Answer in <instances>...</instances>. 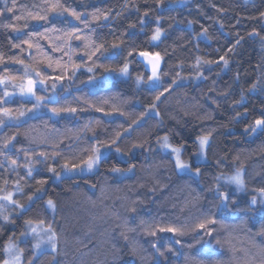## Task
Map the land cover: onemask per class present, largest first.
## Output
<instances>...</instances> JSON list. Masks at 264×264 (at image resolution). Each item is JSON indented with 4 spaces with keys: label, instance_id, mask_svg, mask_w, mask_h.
<instances>
[{
    "label": "trees",
    "instance_id": "16d2710c",
    "mask_svg": "<svg viewBox=\"0 0 264 264\" xmlns=\"http://www.w3.org/2000/svg\"><path fill=\"white\" fill-rule=\"evenodd\" d=\"M51 2L54 0H16L13 11L8 12L6 9L13 7L12 0H0V25L14 24L22 30L17 33L11 28L0 27V54L6 61L0 64V75L20 78L23 66L15 63L16 59H23L25 64L48 76L63 75L64 80L56 82V102L48 107L87 110L76 114L61 113L58 117L46 111L18 124H7L0 130V141L17 134L14 147L0 149V188L14 191L15 182L19 180L24 193H17L14 198L24 197L20 203H25L27 195L37 186V179L49 180L43 199L35 201L23 215L16 209L15 223L0 234V260L4 258L3 247L8 238L17 239L24 231V221L31 219L33 222L43 220L45 226L51 225L58 236L57 251H44L36 264H245L253 257V264H261L264 257L250 241L264 225L262 213L231 210L217 213V219L230 226L231 240L237 249L235 256L227 245L224 248L214 245L209 249L203 241L197 243L200 237L195 233L177 238L171 234H158L157 239L145 235L137 225L141 219L153 225H192L202 214L216 213L214 193L208 189L215 186V177L229 176L241 164L245 168L249 191L238 194L237 208L246 207L248 198L255 194L251 189L264 186V132L250 134L244 130L264 113V41L261 40L264 19L260 16L264 12V0H163V3L157 0H61L63 7L84 13L82 18L90 21L89 27L85 28L67 15L52 14L48 23L41 22L42 27L31 20L27 21L29 26L24 27L28 11L43 15ZM95 9L110 10V19L92 22L88 14ZM145 12L149 13L146 17ZM157 23L164 34L160 41L150 42ZM130 24L135 27L129 28ZM52 25L59 31L48 33L51 43L46 39L39 40L41 52L35 48L21 51L27 49L23 44L21 48L12 47L26 39L27 33L43 32ZM72 29H80V35L88 36L94 45L86 48L83 39H73L69 42L70 47L67 46L62 34ZM204 29H207V37L200 35ZM253 30L259 35L250 36ZM237 40H240L239 45L229 52ZM121 41V55L97 53L88 59L86 53L94 51L96 46L103 44L110 48L112 43ZM53 44L62 51H54ZM133 49L159 52L163 57L161 72L166 74L162 76L164 86L173 79L177 84L162 101H156L161 113L159 117L149 112L139 127L133 125L132 130L111 146L115 131L123 133L131 119L145 112L153 97L163 90H155L147 83L136 85L137 75L147 81L151 74L138 55L127 57V52ZM225 53L229 59L227 68L222 63L210 66L203 63L219 60ZM49 56L53 61L51 68L47 66ZM125 58L130 63V77H122L118 71H104L105 67L118 69ZM197 58L201 60L199 70L194 67ZM57 61L66 67H57ZM73 65L81 67L73 73ZM88 67L95 70L88 72ZM197 71L202 72L203 77H198ZM89 77L95 79L89 82ZM47 82L51 89L52 80ZM253 84L257 85L255 91H249ZM242 95L243 102L234 104ZM0 96H3L1 87ZM108 97L112 98L108 104L99 103ZM84 100L96 107H104L105 111L118 107L130 113L131 119L115 112L105 116L89 108ZM11 106V102H0V107ZM245 108L248 109L246 114ZM237 112L242 115L236 116ZM97 120L99 125L95 124ZM89 121L93 122L91 131L84 129ZM209 131H212V143L208 158L197 164L196 137ZM165 134L170 135L174 145L184 146V159L194 167L200 166L202 176L182 174L174 168L173 158L157 143V138ZM41 140L44 142L40 143ZM98 142L109 145L107 148L111 152L102 158L94 172L56 179L46 171L51 166L60 172L65 160L79 162ZM133 144L143 147L132 148ZM116 147L122 151L116 152ZM24 150L48 154L44 163L36 165L34 178L27 177L23 167L26 163ZM11 160H16L19 167L13 169ZM133 164L135 169L130 173L111 171L113 167L128 168ZM4 180L8 181L6 186ZM26 182H29L28 187ZM220 183L225 181L221 179ZM48 198L57 203L55 214L43 207V201ZM133 201H136L135 205ZM132 207L136 208L135 213L130 211ZM125 222L136 228L135 232L129 233V241L120 236L119 225ZM238 225L240 227H235ZM175 239L180 243H175ZM215 239L224 241L228 239V233L218 226ZM255 242L264 243L259 237H255ZM153 243L165 252L164 256H159ZM132 246L141 249L138 256L130 254ZM169 247L173 249L171 252L166 251ZM24 253L28 264L32 250Z\"/></svg>",
    "mask_w": 264,
    "mask_h": 264
},
{
    "label": "snow or ice",
    "instance_id": "6c2138e0",
    "mask_svg": "<svg viewBox=\"0 0 264 264\" xmlns=\"http://www.w3.org/2000/svg\"><path fill=\"white\" fill-rule=\"evenodd\" d=\"M158 3H163V0H157ZM247 2V0H246ZM16 0H12L13 7H9L6 10L8 12H12L15 7ZM50 14L58 16V17H65L67 15L68 17H71L72 19L79 21L84 25L85 28L89 27L90 21L84 20L82 17L85 15L82 12L76 11L75 9H69L63 7L61 0H54V2L48 3L47 8L44 10V14L41 15L40 12H31L28 11L27 16L25 17L26 23L24 25L25 28H27L29 25L27 23L28 20L35 21L36 25L39 27H42L43 23L49 22ZM88 15L91 16L92 22H98V21H108L110 19V10L109 11H101L100 9H95L92 13H89ZM149 13L145 12L144 17L148 16ZM261 18L264 19V12L260 14ZM16 19H20V17H16ZM157 21H159V17H157ZM144 20L143 17L141 18V23L143 24ZM0 27L5 28H11L12 31L21 33L22 30L18 28L14 24H8V25H0ZM134 24H130L129 28H134ZM223 27V25H221ZM59 29L56 27V25H52L51 28H44L43 32L39 31H33L27 33V38L22 40L20 44H12V47L14 48H21V44L27 45V49H21V51L31 50L35 48L38 52L42 51V46L39 43L40 39H46L49 40L51 43V39L48 36V33L58 32ZM95 30L93 29V32ZM81 30L80 29H72L71 31L63 33L64 42L67 46L70 47V41L73 39L75 40H81L83 39L85 41V47L90 48L94 45V41L90 42V38L88 36H81L80 35ZM164 34V30L159 26V23H157V26L152 32V35L150 37V42H158L161 40L162 35ZM200 35H204L207 37V29H204ZM250 36L259 35L255 30H253L251 33H249ZM36 40L35 43H33V40ZM59 39V37H57ZM261 40L264 41V37H261ZM240 40H237L236 43L233 45L232 48H230L228 51H234L235 47L239 45ZM123 41L120 43H112L110 45V48H105L103 44H100L99 46L95 47L94 51H91L90 53H86L88 55V59L91 60L92 57L96 56L97 53L100 55H104L106 52L110 53L112 56H119L123 53L122 48ZM264 46V45H262ZM53 50L54 51H62L60 47H57L55 44H53ZM138 55L141 57L147 65L150 66L151 69V75L148 76L147 81L144 80V77L141 75H137L135 77V83L137 86H140L143 83L150 84L153 89L159 90L163 88L162 91H158V94L153 97V102L149 103L147 105V109L145 112L140 113L139 116H137L135 119H131L130 113H125L120 108L113 106L112 111H105L104 107H96L95 105L91 104L89 101L84 100L85 104H88L89 108H94L96 112H102L105 116H110L113 114V112L118 113L120 116H127L129 119H131V123L129 124V127L126 129H123V133L121 131H115L114 138L111 140V146H115L117 142L122 139V136L124 134H127L130 130H132V126L136 125L137 127L140 126V124L143 122L144 117L148 115L149 112L155 113L157 117L161 115L158 105L156 101H162L165 98V94L169 93L172 86L177 84V80L173 79L171 83L165 87L164 82L162 79L163 74L161 72V62L163 57L159 52L151 53L149 51H136L135 49L130 50L127 52V57H131L133 55ZM47 56V54H44ZM227 53L225 55H222L219 57V60H205L203 61L204 64L212 65V64H221L224 68H227L229 66V59L226 58ZM12 59V58H10ZM35 59V58H34ZM71 59V57H69ZM5 58L2 54H0V64H4ZM43 61H37V63H42ZM15 63L20 64L23 66V76L20 78V82H16V77L11 75H0V85L5 86V91L3 92V96H0V102L7 103L5 100L6 97H11L16 94V92H9L7 91L8 85H11L14 89H17L19 92V95L22 97H29L33 98L35 100V103L33 104V107L26 110H19L17 114H13L12 110L9 108H3L0 107V126H4L7 121H20L21 118L25 117L27 113H31L39 109L40 107L44 106L46 107L45 101L47 100L49 103H55L56 101L52 96L44 97V96H37V85L45 86L46 82L48 80H52L51 88L55 92L57 88V81H63L64 76H55L51 77L44 73H42L41 70H39L36 67H33L32 65L25 64L23 59H16ZM53 61L52 58L49 56L47 57V66L49 68L52 67ZM57 67H66L61 66L59 61L56 62ZM81 67V65H73L72 71L75 73V71ZM194 67L199 70L201 67V60L200 58H197L196 64ZM88 72H93L95 69L93 67H88ZM105 72L111 73V72H117L122 77H130V63L128 62L127 58H125V61L123 62L122 66L118 69L111 68V67H105ZM33 76L35 78H33ZM198 77H203V73L200 71H197ZM70 78V77H69ZM238 78V77H237ZM95 77H89V82L93 81ZM83 83V82H82ZM257 85L253 84L251 85L249 91H255ZM80 99V98H77ZM112 99L111 97L108 98H102L99 103L101 105H106L109 103V100ZM244 100L243 95L241 96V99L238 101H234V104H241ZM53 116H60L61 113H68V114H76L78 112L86 111L87 109L84 108H77V107H52L48 109ZM248 112V109L245 108L244 114ZM242 113L237 112L236 116H241ZM235 119V117L233 118ZM92 121H89L87 124L84 125V129L92 130L90 125L92 124ZM95 124L99 125L100 121H95ZM122 127V126H121ZM84 129H81L83 131ZM245 132L254 134L258 131L264 132V113L261 114L259 118H256L254 121H252L250 124L246 125L244 128ZM214 131V130H213ZM17 138V134H13L12 136L4 139L3 141H0V149H9L10 147H14V141ZM40 143H43L44 141H39ZM197 142V149L195 155L197 156V164L201 163L202 161L207 160L208 158V151L211 148L212 143V131H209L206 134L200 135L196 137ZM157 143L159 144V147L161 150L165 151L168 156L173 158L174 168L179 172H185L190 174L194 177H200L203 175L202 168L200 166H193L192 163L189 161H186L182 158L183 152H184V146L183 145H174L171 142V137L169 134H165L162 137L157 138ZM109 145L98 142L96 145H92L90 149V153L86 155V158L80 159L79 162H69L67 160L64 161L63 164H61L60 168L61 171L57 172L55 167L48 166L46 168V171L49 173H52L53 176L56 177V179H60L62 174H70L74 172H83L88 171L92 172L96 168L99 167V165L102 162V156L104 153L101 151V148H107ZM137 147H143L142 144H133L132 148ZM116 152H121L122 150L119 147L115 148ZM25 160L26 163L23 165V167L26 169V175L29 178H34L33 174L36 170V165L39 163H44L48 159V154L45 152L40 153H29L27 150H24ZM56 155V154H53ZM35 157V158H34ZM43 158V159H41ZM238 159V157H237ZM11 165L13 166V169L16 167H19L16 160L10 161ZM135 169V165H130L128 168H119V167H113L111 171L113 173H124V172H133ZM223 179L225 181L224 184L220 183V180ZM215 186L210 187L208 189L209 192L214 193L215 197V203L213 204V207L217 210L216 213H207L202 214L201 218L197 220L196 223L192 225H175L172 223H168L165 225L161 224H151L147 223L144 220H140L139 227L141 231L145 235L151 236L153 238H159L158 234H171L173 238L177 237H184L190 233H195L197 236L200 237V239L197 241V243H200L203 241V243L209 248L212 249L214 245L224 248L225 245L228 246L229 251L235 256V253L237 251L235 245L232 243L231 240V232L229 231L230 226L223 224L219 219H217V213L224 211V210H231L233 212L237 211H244V212H251L256 213L260 212L264 214V186L257 187L251 189V191L255 192V195H251L246 203V207L243 209L237 208V204L239 203L238 194L245 193L249 191L248 183L245 179V168L243 164H241L239 167L235 168L233 173L229 176H224L221 174L220 176L215 177ZM49 180L47 178H40L36 180V187L34 190L30 191V194L27 195L26 202L20 203L19 200L15 199L17 193L23 195L24 188L21 187L19 180L15 182L16 187L14 191H5L4 188H0V193H4L3 195H0V220H2L5 224L15 223L14 220H12L11 216L9 214H6L7 207L9 205L13 206L14 209H19L20 214L23 215V212L27 210L35 201L42 200L43 194L45 192V186L48 184ZM4 185L6 186L8 181H3ZM225 189V190H222ZM142 203V201H141ZM133 204H136V201H133ZM43 207L46 211H51L53 214H55L57 209V203L51 199L48 198L47 200L43 201ZM131 212L135 213L136 208L132 207L130 209ZM26 230L22 231L20 233L21 237H31L34 243H31V249L32 256L28 260V264H36L37 260L39 259V256L43 254V252L47 249H50L53 253L57 251L58 247V236L56 232L53 230L51 225H48L47 228L40 227L38 229L37 226L34 225V222L31 219L24 221ZM40 226L44 225V221L40 220L38 222ZM224 229L225 232L228 233V239H225L224 241H221L220 239H215V233L217 230V227ZM121 231L120 236L125 240L129 241V233L135 232V227H129L127 222H125L122 225H119ZM235 227H240L235 226ZM205 237H208V239H205ZM255 237H259L261 241H264V225L261 226L259 231L255 233V236L250 241L254 247H256L261 254L262 257H264V243L257 244L255 242ZM175 243H180L179 239H175ZM152 247L156 249V252L159 254V256H164L165 252L161 251L159 248L156 247V244L153 243ZM191 247V245L189 246ZM173 249L171 247L167 248L166 251L171 252ZM141 249L137 248L136 246H132L130 248V254L133 256H138ZM24 252L25 249L21 248L19 246V243L16 239H14L12 236L8 238V240L5 242L3 247V256L4 258L0 260V264H23L24 261ZM255 258H250L245 262V264H253ZM261 264H264V259L261 260Z\"/></svg>",
    "mask_w": 264,
    "mask_h": 264
},
{
    "label": "rangeland",
    "instance_id": "374dc122",
    "mask_svg": "<svg viewBox=\"0 0 264 264\" xmlns=\"http://www.w3.org/2000/svg\"><path fill=\"white\" fill-rule=\"evenodd\" d=\"M151 74V73H150ZM23 76V75H22ZM20 76V78L22 77ZM20 78H17L16 79V82L19 83L20 82ZM33 78H35L33 76ZM48 86V82H46V85L45 86H40V85H37V96H44V97H48V96H52L54 98V100L56 99V96H57V88L55 90V92L52 90V88L50 89ZM0 87L3 89V92L5 91V86L4 85H0ZM7 91L9 92H16L15 95L11 96V97H6L5 100L12 104L13 106V109H12V106L9 107V109L12 110L13 114H17L19 110H26V109H30L33 107V104L35 103V100L33 98H29V97H22L19 95V92L17 89H14L11 85H8L7 87ZM47 93V94H46ZM45 104H46V107L42 106L40 107L39 109H37L36 111L34 112H31V113H27V115L23 118H21L20 121H7L5 125L7 124H18V123H21L29 118H32V117H35V116H38L46 111H48V113L52 114L48 109H50L48 107L49 103L47 100L45 101ZM55 117H58V116H55ZM4 126H0V130H2ZM101 151L104 153V155L102 156L105 157L107 155H109V153L111 152V150L109 148H101ZM163 151V150H162ZM165 154H167L165 151H163ZM182 158L184 159V157L182 156ZM206 161V160H205ZM205 161H202V162H205ZM196 162H197V156H196ZM201 162V163H202ZM97 169V168H96ZM95 169V170H96ZM95 170H93L92 172H94ZM92 172H88V171H83V172H74V173H70V174H62V176H66V175H77V174H88V173H92ZM179 172V171H178ZM179 173H182V174H188V173H185V172H179ZM26 186L28 187L29 186V182H26ZM4 193H0V195H3ZM255 195V194H254ZM19 202L25 200V198H19L18 199ZM15 210L13 206L9 205L7 207V210H6V214H9L13 220V217L14 215L13 214H16L15 213ZM18 211V214L20 213V210L17 209ZM257 213H260V212H257ZM12 223L10 224H5L2 220H0V234H3V232L7 229L8 226H10ZM34 225L38 227V229L40 227H43V228H47V226L43 225V226H40L38 224V222H34ZM26 230V227L24 226V231ZM19 243V246L21 248H24L25 250H32L31 249V243H34V241L32 240L31 237H21L19 236L17 239H16ZM33 251V250H32ZM45 251H51L50 249H47L46 247V250ZM23 264H26L25 262V253H24V261H23Z\"/></svg>",
    "mask_w": 264,
    "mask_h": 264
},
{
    "label": "water",
    "instance_id": "95a60500",
    "mask_svg": "<svg viewBox=\"0 0 264 264\" xmlns=\"http://www.w3.org/2000/svg\"><path fill=\"white\" fill-rule=\"evenodd\" d=\"M140 61L144 64V66L146 67V69L151 73V69H150V66L147 65V63L141 58L139 57ZM162 63V62H161Z\"/></svg>",
    "mask_w": 264,
    "mask_h": 264
}]
</instances>
